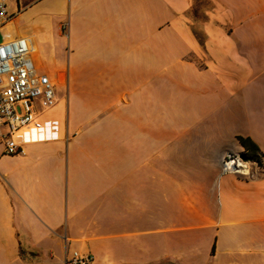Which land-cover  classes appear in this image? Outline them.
<instances>
[{"label": "crops", "instance_id": "obj_1", "mask_svg": "<svg viewBox=\"0 0 264 264\" xmlns=\"http://www.w3.org/2000/svg\"><path fill=\"white\" fill-rule=\"evenodd\" d=\"M6 2L63 129L0 142V264H264V0Z\"/></svg>", "mask_w": 264, "mask_h": 264}, {"label": "built area", "instance_id": "obj_2", "mask_svg": "<svg viewBox=\"0 0 264 264\" xmlns=\"http://www.w3.org/2000/svg\"><path fill=\"white\" fill-rule=\"evenodd\" d=\"M14 17L6 0H0V30L10 25ZM33 51L26 37L9 38L0 43V142L7 156L24 154L18 139L22 133L35 134L39 141L61 138L63 125L50 115L59 103L56 84L38 72ZM241 160L235 152L227 153L222 160V174H244ZM93 261V255L74 252L65 263L92 264Z\"/></svg>", "mask_w": 264, "mask_h": 264}, {"label": "trees", "instance_id": "obj_3", "mask_svg": "<svg viewBox=\"0 0 264 264\" xmlns=\"http://www.w3.org/2000/svg\"><path fill=\"white\" fill-rule=\"evenodd\" d=\"M238 141L243 147V152H235L240 157L244 156L245 160L251 163H258L261 167L264 166V154L259 150L258 146L250 139L238 137Z\"/></svg>", "mask_w": 264, "mask_h": 264}, {"label": "rangeland", "instance_id": "obj_4", "mask_svg": "<svg viewBox=\"0 0 264 264\" xmlns=\"http://www.w3.org/2000/svg\"><path fill=\"white\" fill-rule=\"evenodd\" d=\"M205 7H207V6H205V2H203V3L199 4V5H197V14H198V12H199V13H201L200 15H204L203 12H201V11H203ZM12 31H13V30H12V29H9V28L1 29V30H0V43L3 42V41H5V40H7V39H9V36L12 34ZM41 56H42V52L36 54V57H37L40 61H41ZM42 58H43V57H42ZM44 61H45V60H44ZM62 92H63V90H62ZM252 99H253V98H249V101L247 100L246 103H245V106H247L246 109H247V110H250V111H251V102H252ZM261 103H262V102H260V105H261ZM239 152H243V150H240ZM235 154H236V153H235ZM236 155H237V154H236ZM238 156H239V155H238ZM240 162H241V167H242L243 170H244V173H247V170H248V171H251V168H252V167L259 168V169L261 170V168H260L259 166L254 165V164H252L251 162H249V161H247V160H243V159H242Z\"/></svg>", "mask_w": 264, "mask_h": 264}, {"label": "bare ground", "instance_id": "obj_5", "mask_svg": "<svg viewBox=\"0 0 264 264\" xmlns=\"http://www.w3.org/2000/svg\"><path fill=\"white\" fill-rule=\"evenodd\" d=\"M35 51H36V50H35ZM37 51H38V50H37ZM252 164L259 166L261 169L264 167V166L261 167V166H260L261 164L259 165L258 163H252ZM241 168H242V167H241ZM229 169L232 170L233 167L230 165ZM242 170H243V168H242ZM242 172L244 173V170H243Z\"/></svg>", "mask_w": 264, "mask_h": 264}, {"label": "water", "instance_id": "obj_6", "mask_svg": "<svg viewBox=\"0 0 264 264\" xmlns=\"http://www.w3.org/2000/svg\"><path fill=\"white\" fill-rule=\"evenodd\" d=\"M241 158H242L243 160H245V157H244V156H242Z\"/></svg>", "mask_w": 264, "mask_h": 264}]
</instances>
